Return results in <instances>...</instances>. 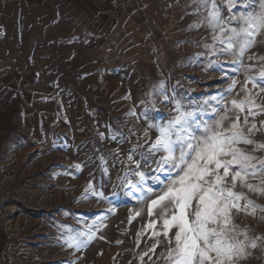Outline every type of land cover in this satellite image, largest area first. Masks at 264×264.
I'll return each instance as SVG.
<instances>
[{
	"label": "rangeland",
	"instance_id": "rangeland-1",
	"mask_svg": "<svg viewBox=\"0 0 264 264\" xmlns=\"http://www.w3.org/2000/svg\"><path fill=\"white\" fill-rule=\"evenodd\" d=\"M194 1L124 33L55 16L26 29L31 55L13 60L50 105L21 111L0 148V264H167L159 129L184 113L199 136L232 100L264 103V30L242 56L243 33L226 50L261 0H215L218 20L213 0Z\"/></svg>",
	"mask_w": 264,
	"mask_h": 264
},
{
	"label": "crops",
	"instance_id": "crops-1",
	"mask_svg": "<svg viewBox=\"0 0 264 264\" xmlns=\"http://www.w3.org/2000/svg\"><path fill=\"white\" fill-rule=\"evenodd\" d=\"M186 1L193 9L195 1ZM186 1L0 0V148L5 137L15 128L14 122L19 121L21 111L26 121L29 111L32 113L37 111L35 110L37 104L50 105L44 95L43 97L37 95L35 88L29 84L28 77L25 76L26 72L21 71L20 63H15L13 60L28 58L31 55L25 42L33 40L37 34L32 32L28 36L27 28L46 26L47 24L41 20L55 16L64 20L69 17L74 18L75 23L82 30L85 24H89L97 32L104 33L107 29L110 33H124L129 27H146L154 24L157 26L159 23L154 20L156 16L158 18L163 14L162 11L165 9L163 3L178 5ZM173 8L179 7L173 6ZM25 66L28 68L27 72L32 68L28 64ZM233 101L241 104V107L237 108ZM225 109L226 112L221 110L224 113L217 115L214 121H220L226 116L227 119L223 122L226 123L227 128L235 122L241 134L252 141V143L241 141L235 145L252 159L249 162L251 166L246 169L244 182L237 180L233 188V191L241 196L238 201H234L239 205V210L232 208L230 213L229 227L234 228V231L229 233L232 238L230 242H239L242 250L238 251L231 261L226 260L225 264H264V164L261 163L264 161V147H262L264 146V103L259 99L232 100L227 103ZM231 184L229 177L226 186L231 187Z\"/></svg>",
	"mask_w": 264,
	"mask_h": 264
},
{
	"label": "snow or ice",
	"instance_id": "snow-or-ice-1",
	"mask_svg": "<svg viewBox=\"0 0 264 264\" xmlns=\"http://www.w3.org/2000/svg\"><path fill=\"white\" fill-rule=\"evenodd\" d=\"M212 9L210 15L213 20H218L219 13L215 0L212 2ZM261 9L259 14L250 13L242 17L247 27L240 31L231 29L226 50L233 48L232 41L240 38L241 33L244 34V39L239 46L240 55L242 56L247 48L252 46L254 40L248 37H253L260 30H264V0H261ZM259 76L261 79L254 81L253 86L264 91V70ZM233 104L237 108L241 107L236 101H233ZM184 116L185 114L181 113L169 125L161 127L160 134L153 144L155 150L166 153L157 163L162 170L164 166H168L169 183L166 191H163L157 200L152 201V206L167 201V204L171 205L172 214L170 217L162 214L163 235L168 237L171 229H176L174 237L169 239L170 245L174 240V247H169L165 260L167 264H225L226 260L231 261L233 256L242 250L239 242H230L232 238L229 233L234 231V228L229 227L230 213L232 208L239 210V205L234 201H238L241 196L235 193L233 188L237 180L244 182L246 169L251 166L249 162L252 159L235 145L241 141L244 143L252 141L241 134L235 122L229 128H224L223 120L227 119L226 116L216 122V129L205 125L203 133L199 136L196 135V129L201 126L195 124V127H192L187 119H183ZM175 125L180 126L179 130L175 129ZM173 135L176 137L175 140L172 139ZM261 163L264 164V161ZM173 171L174 177L171 175ZM139 175L143 180L144 174ZM229 177L232 181L231 187L226 186ZM157 181L164 183L159 177ZM149 212L151 214L152 207ZM213 253L215 255H212Z\"/></svg>",
	"mask_w": 264,
	"mask_h": 264
},
{
	"label": "built area",
	"instance_id": "built-area-1",
	"mask_svg": "<svg viewBox=\"0 0 264 264\" xmlns=\"http://www.w3.org/2000/svg\"><path fill=\"white\" fill-rule=\"evenodd\" d=\"M0 212H1V206H0Z\"/></svg>",
	"mask_w": 264,
	"mask_h": 264
}]
</instances>
